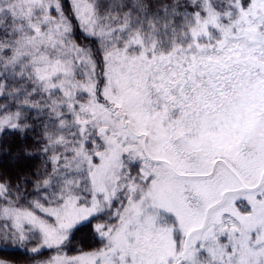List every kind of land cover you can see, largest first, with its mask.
Instances as JSON below:
<instances>
[{
  "label": "snow or ice",
  "instance_id": "1",
  "mask_svg": "<svg viewBox=\"0 0 264 264\" xmlns=\"http://www.w3.org/2000/svg\"><path fill=\"white\" fill-rule=\"evenodd\" d=\"M9 136L0 264H264V0H0Z\"/></svg>",
  "mask_w": 264,
  "mask_h": 264
},
{
  "label": "trees",
  "instance_id": "2",
  "mask_svg": "<svg viewBox=\"0 0 264 264\" xmlns=\"http://www.w3.org/2000/svg\"><path fill=\"white\" fill-rule=\"evenodd\" d=\"M79 35V33H78ZM0 144L3 145H23L27 147L28 151H32V138L29 136L26 140H16L11 136L0 139ZM21 154V149H15L11 155L5 150H0V173L9 176L15 183L16 178L26 174L33 173L40 166V159L38 157L30 158L22 156L16 159V156ZM89 229H84L82 233L77 234V240L85 238V234ZM18 264H28L26 260H19Z\"/></svg>",
  "mask_w": 264,
  "mask_h": 264
}]
</instances>
